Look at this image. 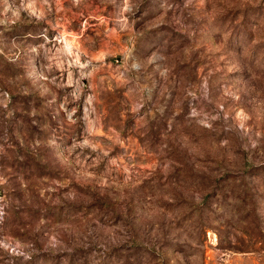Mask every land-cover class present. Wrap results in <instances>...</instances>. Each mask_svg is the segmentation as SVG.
<instances>
[{
    "label": "rangeland",
    "instance_id": "1",
    "mask_svg": "<svg viewBox=\"0 0 264 264\" xmlns=\"http://www.w3.org/2000/svg\"><path fill=\"white\" fill-rule=\"evenodd\" d=\"M0 264H264V0H0Z\"/></svg>",
    "mask_w": 264,
    "mask_h": 264
}]
</instances>
